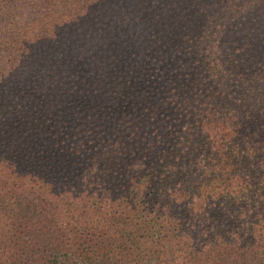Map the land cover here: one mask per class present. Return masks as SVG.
<instances>
[{
    "label": "trees",
    "instance_id": "obj_1",
    "mask_svg": "<svg viewBox=\"0 0 264 264\" xmlns=\"http://www.w3.org/2000/svg\"><path fill=\"white\" fill-rule=\"evenodd\" d=\"M0 264H264V0H0Z\"/></svg>",
    "mask_w": 264,
    "mask_h": 264
}]
</instances>
